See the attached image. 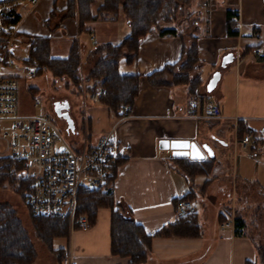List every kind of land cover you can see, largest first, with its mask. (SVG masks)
<instances>
[{
    "label": "crops",
    "instance_id": "obj_1",
    "mask_svg": "<svg viewBox=\"0 0 264 264\" xmlns=\"http://www.w3.org/2000/svg\"><path fill=\"white\" fill-rule=\"evenodd\" d=\"M101 1L98 0L94 9ZM201 1L204 0L193 2L195 16L191 30L199 46L197 72L202 78L201 98H192L187 84H171L173 76L179 72L177 66L160 72L168 64L180 61L183 42L180 36L160 35L155 31L141 40L138 56L133 62L129 63L125 58L120 61L129 67L126 71L120 68L122 72L140 75L139 92L130 112L120 116L108 106L94 101L84 111L82 119L84 144L89 147L116 124L125 153L113 185L115 208L119 207L123 214L141 223L150 234L177 219L176 200L187 192L194 193L195 204L214 192L225 191L232 199L241 194L238 184L256 183L261 187L258 175L251 174L254 167L258 170L260 166L253 165L247 151L241 148L237 126L241 121L262 138L263 144H258L257 148L259 153L264 148V53L255 55L252 50L258 43L264 47V0H207L206 8L200 7ZM67 6L68 0H37L34 5L22 2L16 7L18 35L10 70L18 73V81L34 76L28 75L35 67L27 60L37 36L49 37L50 53L54 57L67 56L77 43L82 64L84 57L86 66L92 68V50L96 45L118 43L130 32L126 20L127 32L121 40H100L97 38L98 23L118 22L123 13L114 21H90L86 23L88 31H81L76 16H64ZM228 11L238 13L237 36L228 34ZM166 25L172 26L171 23ZM230 53L234 59L223 65L225 56ZM217 71L216 84L209 89L208 83ZM33 87L39 91L37 86ZM205 99L217 101L221 117L196 119L185 115L189 106ZM65 132L69 140L71 138L70 142L73 141V137L77 138L76 124L74 129ZM162 138L190 139L205 145L203 159L215 158L213 170L208 175L189 177L178 168L172 149L160 148ZM74 146L76 149L82 147ZM4 150L6 153L1 156L9 155L5 147ZM207 178L211 181L204 185ZM216 183L221 190H210ZM6 192L12 193L11 190ZM261 192L264 194L262 188ZM195 206L201 235L153 236L143 262L131 263L130 257L112 253V210L103 208L88 230L69 226L66 235L53 237L49 242L42 239L49 256L38 252L33 264H63V257L68 254L72 264H254L251 259L255 256L254 246L245 231L237 235L234 226H222L224 221L234 222L233 214H238L231 206L217 205L209 213L212 218L207 217V212L198 208L197 203ZM37 246L40 251L39 244Z\"/></svg>",
    "mask_w": 264,
    "mask_h": 264
},
{
    "label": "trees",
    "instance_id": "obj_2",
    "mask_svg": "<svg viewBox=\"0 0 264 264\" xmlns=\"http://www.w3.org/2000/svg\"><path fill=\"white\" fill-rule=\"evenodd\" d=\"M193 2L194 0H102L94 9L96 0H68L64 16H76L81 31H88L86 23L90 21H114L122 12L130 26L129 34L118 43L96 45L92 50L94 65L86 77L82 76L80 49L77 43L71 47L67 56L54 57L50 53L49 37L37 36L32 43L27 61L36 67L35 75L49 70L54 78H66L68 85L72 84L77 89L85 87L90 94L104 88L105 91L101 93L98 102L122 116L119 110L128 104H133L138 95L140 75L122 72L119 67L121 59L125 58L127 62H133L138 56L141 40L152 32L156 31L160 35H176L180 36L183 42L181 59L168 64L160 72L177 66L179 72L174 75L171 84H187L189 95L199 99L202 97L199 92L202 78L197 72L200 64L198 41L196 35L190 31L191 39L188 43L184 37L183 26L184 19L192 18L194 23ZM228 13V34L237 36L239 35L238 13L230 11ZM178 17L182 18L179 20ZM15 20H19L16 14ZM166 23H171L172 26H167ZM261 45L258 43L253 47ZM36 89L33 86L29 88L32 96L37 93ZM246 133L251 134L252 140L257 144H263L262 138L258 137L256 131L239 121L237 137L240 143ZM174 159L178 168L192 178L198 174L208 175L215 163V158L189 159L176 156ZM122 162L123 159H120L118 166ZM116 175L117 167L115 166L108 176L105 187L95 189L79 187L75 208V214L86 215L91 224L95 222L100 209L112 210L111 251L113 254L130 257L131 263H139L146 260L153 236L201 235L202 228L197 212L178 216L176 220L164 225L156 232L148 233L141 223L123 214L119 207L115 208L113 185ZM210 181L211 179L207 178L204 185ZM6 182L12 185V189L20 195L22 200L26 201L30 181L20 176V162L9 155L0 156V184L4 186ZM179 198L193 201L194 193L187 192ZM31 218L37 225L35 229L37 233L48 242L53 237L66 235L69 230L67 217L31 215ZM233 225L235 233L241 235L245 225L244 218L235 216ZM35 258L34 243L18 217L16 209L10 202H0V264H33Z\"/></svg>",
    "mask_w": 264,
    "mask_h": 264
},
{
    "label": "built area",
    "instance_id": "obj_3",
    "mask_svg": "<svg viewBox=\"0 0 264 264\" xmlns=\"http://www.w3.org/2000/svg\"><path fill=\"white\" fill-rule=\"evenodd\" d=\"M22 2L34 5L37 0L0 1V140L9 156L20 162V176L30 181L25 204L34 217H67L71 229L88 230L91 222L86 215L75 214L79 187L89 189L105 187L108 176L124 157L125 148L120 145L116 124L92 147L84 144L80 149L70 142L61 126L48 114L22 115L17 113L18 73L11 71L12 53L18 35L16 7ZM208 1H201L206 8ZM258 35V32H254ZM255 55L264 53V47H254ZM35 67V66H34ZM35 70L28 71L29 76ZM104 88L91 93L93 101H99ZM39 107V102H34ZM132 109L128 104L119 110L122 116ZM186 116L196 119L219 118L217 101L205 99L186 109ZM237 118V117H235ZM243 150L254 151L258 144L246 133L241 140ZM197 212L193 201L178 198L176 214L184 216ZM223 227L233 226L224 221ZM63 264H72L70 254L63 257Z\"/></svg>",
    "mask_w": 264,
    "mask_h": 264
},
{
    "label": "rangeland",
    "instance_id": "obj_4",
    "mask_svg": "<svg viewBox=\"0 0 264 264\" xmlns=\"http://www.w3.org/2000/svg\"><path fill=\"white\" fill-rule=\"evenodd\" d=\"M98 0H96V3ZM95 3V4H96ZM182 17H178L180 20ZM192 19V18H191ZM184 19V37L187 39V42L190 43L191 34L194 23L193 19ZM125 16H121L118 22H102L98 23V32L97 38L100 40L108 39L110 41L116 42L121 40L124 34L127 32V23ZM177 20V21H179ZM180 25V24H179ZM181 26V25H180ZM101 36V37H100ZM189 40V41H188ZM83 64L81 62V72L82 76L86 77L91 68L86 66L85 58L82 59ZM120 68L123 71H126L129 67H127L123 62L120 64ZM174 78V76H173ZM91 84V83H90ZM85 85V83H84ZM31 86H37L39 91L32 96V92H30L29 88ZM67 100L69 102V112L74 122H76V136L73 137V144L82 146L84 144V132L82 131V119L84 115V111L88 109V106L92 104L94 101L91 99L90 93L87 91L85 87L77 89L72 84H67L66 78H54L53 74L49 70H45L40 74H36L33 77L21 78L18 81L17 88V113L22 115L29 114H48L51 117H54L53 111V103L56 100ZM39 102V107H34V102ZM96 102V101H95ZM63 123V122H61ZM61 130L64 134H66L63 129V124H61ZM71 140V138H70ZM264 149V148H263ZM259 151L258 149L251 151L246 150L247 156L253 160V165L259 164V168L257 170L254 167L251 171L252 175H258V179L260 181L259 187L256 183H250L248 185L238 184V188L240 189V195H236L232 199L227 196L226 192H214L213 195L207 197V199L199 202L195 201V204H198V208L201 207L202 210L207 212L206 216L212 218V213L217 205L222 204L227 206H231L234 211L238 214H233V216H241L245 220V225L243 226V230L247 234L250 243L254 246L255 256L251 257L252 262L254 264H264V194L261 192V188L264 192V150ZM245 151V150H244ZM6 153L4 150V143L0 140V156ZM252 165V166H253ZM251 166V168H252ZM250 167V166H249ZM250 169V168H248ZM231 172V171H227ZM7 183V184H6ZM3 185L0 184V202H10L12 206L17 211L18 217L22 220L23 226L28 231V234L34 243L36 249V256L38 252L40 255H45L48 257V249L44 245L42 241V237L37 233L36 227L37 225L31 218L28 209L23 204L22 198L18 193H16L12 189V185L6 182ZM13 184V183H12ZM212 191L221 190L219 184L216 183L210 188ZM215 189V190H214ZM227 189V188H226ZM6 190H11V192H6ZM209 190V192H210ZM11 193V194H10ZM13 196H10V195ZM10 196V198H9ZM13 197V198H11ZM68 223L70 224L69 220ZM209 223V222H208ZM233 223V222H232ZM234 226V225H233ZM35 232V233H34ZM36 235V236H35ZM39 238V239H38ZM41 239V240H40ZM36 240L38 241L40 251L38 250V244L35 245ZM250 255V253H249ZM36 259V258H35ZM34 259V261H35Z\"/></svg>",
    "mask_w": 264,
    "mask_h": 264
},
{
    "label": "water",
    "instance_id": "obj_5",
    "mask_svg": "<svg viewBox=\"0 0 264 264\" xmlns=\"http://www.w3.org/2000/svg\"><path fill=\"white\" fill-rule=\"evenodd\" d=\"M232 59H234V56L231 53L228 54L227 56H225L222 62L223 65H226ZM218 77H219V72L217 71L208 83L209 89H212L215 86ZM58 104H60V106H58ZM55 105H56L55 111L57 115L63 116L68 122V127L70 129H74L75 124H74V119L72 118L69 112V108H70L69 102L67 100H65L63 103H61L60 101H56ZM63 108L66 109L65 112H61V109ZM159 146L162 149H166V148L172 149L173 154L176 156H188L192 159H203L205 156L204 147L207 148L205 145L202 146L194 140L177 139V138H173V139L162 138L159 141ZM210 155L212 156L211 153Z\"/></svg>",
    "mask_w": 264,
    "mask_h": 264
},
{
    "label": "flooded vegetation",
    "instance_id": "obj_6",
    "mask_svg": "<svg viewBox=\"0 0 264 264\" xmlns=\"http://www.w3.org/2000/svg\"><path fill=\"white\" fill-rule=\"evenodd\" d=\"M56 101H60L61 103H63L64 101H65V99L64 100H56ZM56 101H54V103H53V113H54V119H55V121L61 126V124H63V129L65 130V131H69V127H68V122H67V120L63 117V116H58L57 115V113H56V111H55V102ZM58 106H60V104H58ZM65 110L66 109H61V112H65ZM61 122H63V123H61ZM62 127V126H61Z\"/></svg>",
    "mask_w": 264,
    "mask_h": 264
}]
</instances>
